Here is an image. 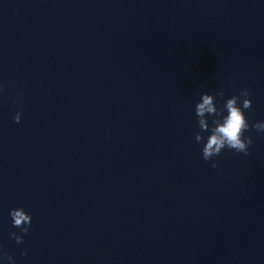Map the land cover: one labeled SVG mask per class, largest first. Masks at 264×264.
<instances>
[{
  "label": "clouds",
  "instance_id": "9594fccd",
  "mask_svg": "<svg viewBox=\"0 0 264 264\" xmlns=\"http://www.w3.org/2000/svg\"><path fill=\"white\" fill-rule=\"evenodd\" d=\"M223 98L225 92L219 90L215 95L207 92L202 93L200 100L195 104V115L199 131L195 132L194 140L196 143H203L201 149L202 158L211 161V168L217 169L218 163L213 159L220 156L224 149L234 150L237 153L249 154V147L253 145L252 136H245V132L254 128L257 132H264V121H257L249 124L244 110L252 108L251 93L247 88L241 89L238 94L231 96L224 102L223 108L217 107L216 97ZM226 113V114H225ZM211 118V121L209 120ZM21 112L18 111L14 116V121L19 123ZM207 132L205 141L202 133ZM9 215L13 226L20 228L21 232L27 234L32 223V216L23 208H13ZM10 237L16 243H23V236L11 232ZM26 255L27 253H22ZM9 264H15L14 258L6 253L3 254Z\"/></svg>",
  "mask_w": 264,
  "mask_h": 264
}]
</instances>
